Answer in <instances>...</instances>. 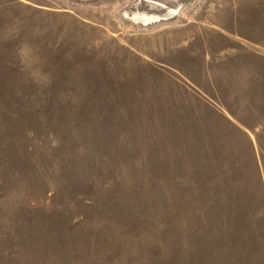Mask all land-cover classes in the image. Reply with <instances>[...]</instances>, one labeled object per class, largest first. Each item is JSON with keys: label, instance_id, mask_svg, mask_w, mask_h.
<instances>
[{"label": "rangeland", "instance_id": "374dc122", "mask_svg": "<svg viewBox=\"0 0 264 264\" xmlns=\"http://www.w3.org/2000/svg\"><path fill=\"white\" fill-rule=\"evenodd\" d=\"M0 264H264V0H0Z\"/></svg>", "mask_w": 264, "mask_h": 264}, {"label": "bare ground", "instance_id": "6f19581e", "mask_svg": "<svg viewBox=\"0 0 264 264\" xmlns=\"http://www.w3.org/2000/svg\"><path fill=\"white\" fill-rule=\"evenodd\" d=\"M156 19H157V20H159V16H158V17H156ZM156 19H155V20H156Z\"/></svg>", "mask_w": 264, "mask_h": 264}]
</instances>
